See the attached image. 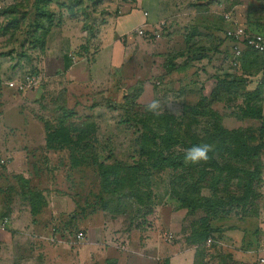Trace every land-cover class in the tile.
<instances>
[{
    "label": "rangeland",
    "instance_id": "1",
    "mask_svg": "<svg viewBox=\"0 0 264 264\" xmlns=\"http://www.w3.org/2000/svg\"><path fill=\"white\" fill-rule=\"evenodd\" d=\"M155 1L158 22H164L153 30L159 37L147 41L138 29L126 44L115 28L136 0H54L42 9L36 0H0V218L8 219L9 228L15 226L12 245L0 246V264H169L163 262L166 257L171 264H186L191 257L192 264H260L256 257L248 261V242L241 247L236 238H221L216 249L206 244L200 256L197 246L186 244L191 220L170 196L172 171L152 174L148 189L140 191V205L102 191L93 162L131 166L139 159L141 129L133 120L152 114L145 111L152 99L173 101V108L166 106L159 116L177 119L184 108L204 102L200 115H206L194 121L190 132L200 133L210 113L229 131L260 128L258 121L240 119L243 99L238 92L211 99L216 79L224 75H241L245 92L260 89L264 96V61L249 58L254 64L246 75L240 61L237 67L230 64L234 43L225 36L236 26L247 34L264 31V0ZM148 7L139 14L154 11ZM52 30L55 53L61 44L60 52L77 70L64 72L65 60L57 57L61 71L45 78L44 39ZM194 31L199 33L193 41L199 54L193 58L206 59L188 67L184 60L191 54L184 50L183 37ZM100 51L102 65L96 68ZM172 56L180 57L175 61L180 67L173 71ZM80 69L88 74L84 83L77 80ZM28 74L40 79L36 88L18 93L8 86ZM64 115L72 129L92 125L83 142L85 161L78 168L57 142L46 146L47 129H56ZM221 164L233 165L224 159ZM261 182L258 194L263 198ZM30 193L40 194L37 200L42 201L35 216ZM203 193L208 195L207 189ZM242 219L231 215L219 225L248 231V217Z\"/></svg>",
    "mask_w": 264,
    "mask_h": 264
},
{
    "label": "trees",
    "instance_id": "2",
    "mask_svg": "<svg viewBox=\"0 0 264 264\" xmlns=\"http://www.w3.org/2000/svg\"><path fill=\"white\" fill-rule=\"evenodd\" d=\"M53 1L36 0L39 9ZM73 1L80 3V0ZM67 8L69 12L73 9L71 6ZM41 15L44 16L43 13ZM262 30V28L259 29L258 33L264 32ZM198 34L197 31H194L183 37L184 50L187 54H191L189 59L184 60V65L188 67L194 61L206 59L204 55L193 58L199 54L193 47L194 37ZM182 56L183 53H180V57ZM180 57L168 58L171 62L169 68L172 67V71L179 69L180 66H177L175 61ZM249 58H258L263 61L261 55L254 51L248 49L242 51L238 61L241 62L246 75H248V67L254 64V61H249ZM64 60V69L67 70V58ZM243 78L241 75L239 77L224 75L223 78L216 79L211 100H219L223 94L238 92L243 99L240 119L258 121L260 123L258 131L251 132L250 129L226 130L221 125L220 118L216 114L210 113L206 116L207 120L204 122L206 125L200 133H197L196 129L190 132L191 127H194V121L198 122L197 119L206 115H200L204 107L200 106V103L204 102L199 101L195 106L184 108L183 115L179 119L171 118L169 115L135 116L137 118L133 120V124L141 129V134L137 143L139 159L132 162L131 166L122 162L110 165L106 162H93L98 167L103 193L117 194L120 199H131L137 205L141 204L140 196L143 195L140 191L145 187L148 189V181L152 174L174 172L175 175L169 186L170 196L178 203V209L186 211L185 217L191 220V232L187 233L185 242L188 246H197L199 256L205 252L203 246L207 244L208 240H210L208 245L212 249H216L221 239L223 228L222 226L215 227L212 225L213 223L220 224L227 221L231 215H237L239 219L255 218L259 215L262 196L258 194V185L260 183L262 185L261 181L264 178V96L260 89L250 93L245 92L246 78ZM154 118L155 120H153ZM181 122L188 123V126L184 127ZM56 127V129L50 128L51 131L47 129L46 146L51 148L57 142L60 149L69 152L68 157L73 167L78 168L85 161V157L82 155L83 142L92 125L84 127L83 124H80L77 128L72 129L66 125L64 115L59 119ZM186 133L191 136H186ZM80 135L81 137H79ZM200 143H209L213 146L212 151L208 154V161L198 164L186 163L184 160L185 150ZM222 159L233 163L234 166L222 165ZM205 189H207L208 195H204ZM38 195L40 194L30 193L34 216L39 214L42 207V201L37 200L40 197ZM3 217L5 218V216H1L0 219L3 220Z\"/></svg>",
    "mask_w": 264,
    "mask_h": 264
},
{
    "label": "crops",
    "instance_id": "3",
    "mask_svg": "<svg viewBox=\"0 0 264 264\" xmlns=\"http://www.w3.org/2000/svg\"><path fill=\"white\" fill-rule=\"evenodd\" d=\"M153 6L154 11L151 13H147L146 11L148 10V6ZM158 3L155 0H136L135 4L133 5V10L129 13V11H126V13L123 14L122 17L118 20L116 24V33L119 35L121 38H124L123 41L126 44H129L131 39H132V33H134L135 30H143V26L147 27L149 31L146 33H149V36L146 38L147 41H152L154 40L153 36L151 34L153 33V30L157 28V25L160 23L158 22ZM146 10L142 14H139L141 10ZM137 13L138 15L133 17L132 20H129V17L131 15H135ZM144 14H147V16H144ZM126 18V19H125ZM132 22V23H131ZM133 24V26H131ZM54 30V29H53ZM53 30L48 33L46 37V51L42 55V73L44 77H48V75H51L55 72L61 71V65H56L57 57L60 58H67V65L68 69H64V63H63V70L64 72L68 73H73L77 69H71L72 66L70 64V61L68 60V57L62 54V49H61V44L59 45L58 51L55 53V48L53 45V40L50 39L51 34H53ZM153 37V38H152ZM57 45V42L55 43ZM58 47V46H57ZM104 51V50H103ZM103 51H100L101 54L99 53L96 56L95 61L93 62V66L99 68L101 66V55ZM64 55V56H63ZM103 56V55H102ZM40 67V66H39ZM81 70V69H80ZM88 74L86 73L85 76L83 75V71L78 72L77 75V80L79 82H86ZM41 78V77H40ZM42 80V79H41ZM11 154L13 155H24V151L21 152H14L12 151ZM16 159V158H15ZM264 179V178H263ZM264 187V186H263ZM226 222V221H225ZM16 224V223H15ZM4 229L0 228V246L1 247H7L12 245L15 233L14 230V224L10 226L7 224ZM213 226H220L218 222H215L212 224ZM223 228V233L221 235L222 240H228L229 238H236V241L238 244L243 246L244 243L248 242V252H245V254L248 255V261L253 260V257H256V260L260 262L261 259L264 260V197L260 201V208H259V215L258 217H252L248 218V231L247 229H239L238 227H225L222 226ZM221 240V239H220ZM240 241V243H239ZM219 245H221V241L218 242ZM244 252V251H242ZM244 256V255H243ZM164 263H169L171 264V259L169 257H166L163 260ZM186 264H192V257L191 259L186 262ZM261 264V263H260ZM264 264V263H263Z\"/></svg>",
    "mask_w": 264,
    "mask_h": 264
},
{
    "label": "built area",
    "instance_id": "4",
    "mask_svg": "<svg viewBox=\"0 0 264 264\" xmlns=\"http://www.w3.org/2000/svg\"><path fill=\"white\" fill-rule=\"evenodd\" d=\"M2 6L0 4V12H1ZM144 16H147V14H144ZM224 20L226 23H229L231 21L230 16L225 15ZM161 26H164V22H160L157 25V28L159 29ZM138 36L140 37H148L149 33H146L144 30H138L137 31ZM154 38H158L159 35L157 33L151 34ZM226 38L231 40L234 43L233 46V58L230 62V64L234 67H237L238 65V59L242 55L243 49H248L251 51H254L261 55L262 60L264 61V32L262 33H254V34H247L244 28H241L239 26L230 28L225 33ZM243 48V49H242ZM36 75H25L23 78L17 82H10L8 86L10 88H13L16 92H25L27 90H32L37 87L40 79L37 78ZM9 223L7 218H4L0 221V228L4 229L7 224ZM77 240L82 239V234H78L76 236ZM169 239H171V235H169ZM210 243V240L207 241V244ZM260 263L263 264L264 260L261 259Z\"/></svg>",
    "mask_w": 264,
    "mask_h": 264
},
{
    "label": "clouds",
    "instance_id": "5",
    "mask_svg": "<svg viewBox=\"0 0 264 264\" xmlns=\"http://www.w3.org/2000/svg\"><path fill=\"white\" fill-rule=\"evenodd\" d=\"M169 109L173 108V101L168 99H152L149 103L145 105V111L150 112L153 115H161L165 107ZM213 146L209 143H200L193 145L190 148L186 149L184 152V160L186 163L198 164L200 162H206L209 159V152H211Z\"/></svg>",
    "mask_w": 264,
    "mask_h": 264
}]
</instances>
